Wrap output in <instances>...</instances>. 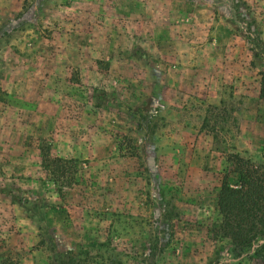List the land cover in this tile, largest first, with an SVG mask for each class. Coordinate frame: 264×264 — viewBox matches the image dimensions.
<instances>
[{"label": "rangeland", "instance_id": "374dc122", "mask_svg": "<svg viewBox=\"0 0 264 264\" xmlns=\"http://www.w3.org/2000/svg\"><path fill=\"white\" fill-rule=\"evenodd\" d=\"M263 70L264 0H0V264H264L218 208Z\"/></svg>", "mask_w": 264, "mask_h": 264}, {"label": "trees", "instance_id": "16d2710c", "mask_svg": "<svg viewBox=\"0 0 264 264\" xmlns=\"http://www.w3.org/2000/svg\"><path fill=\"white\" fill-rule=\"evenodd\" d=\"M260 96L264 101V70L260 72ZM43 167L48 170L57 182L69 183L74 177V160L52 158L48 152L43 153ZM230 162L233 166L232 173L236 180L229 183L225 176L218 197V208L221 215L219 231L224 237L229 238L235 250L251 246L255 241L264 239V165H255L248 159L239 155H232ZM63 258L67 262H59L58 258L52 264H82L85 262L87 251L75 252L64 245ZM83 257V258H81ZM6 264H15L6 260Z\"/></svg>", "mask_w": 264, "mask_h": 264}]
</instances>
